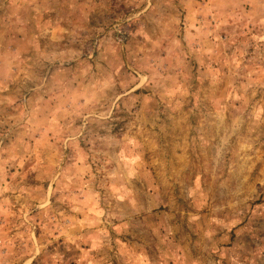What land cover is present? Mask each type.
<instances>
[{"label": "rangeland", "instance_id": "obj_1", "mask_svg": "<svg viewBox=\"0 0 264 264\" xmlns=\"http://www.w3.org/2000/svg\"><path fill=\"white\" fill-rule=\"evenodd\" d=\"M0 264H264V0H0Z\"/></svg>", "mask_w": 264, "mask_h": 264}]
</instances>
